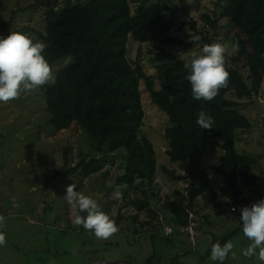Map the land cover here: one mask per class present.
<instances>
[{"label": "trees", "instance_id": "1", "mask_svg": "<svg viewBox=\"0 0 264 264\" xmlns=\"http://www.w3.org/2000/svg\"><path fill=\"white\" fill-rule=\"evenodd\" d=\"M45 1L33 0L30 6V9H45L44 31L35 34L37 41L48 44L44 55L51 66L68 60V64L56 72L55 81L39 91L49 116L48 123L56 132L75 125L88 136L95 151L90 159H83L72 168L64 165L54 175L72 177L78 174L83 178L97 175L103 168L101 159L123 149L125 166L116 180V187L127 190L137 181L147 184L149 194L135 189L134 199L124 200L123 206L132 207L137 213L145 211L146 220L139 224V229L152 227L153 232L148 237L152 244L159 240L156 235L165 225L171 226L172 235L165 236L163 243H170L175 236L182 235L180 230L189 226L190 215L194 214L199 199L215 210L222 209V200L231 207L248 205L242 186L254 184L258 177L243 169L259 168V162L238 154L235 149L238 135L251 129V124L237 108L242 107L240 102L261 95L264 0H227L223 7L220 17L235 31L230 43L238 42L239 51L226 60L230 72L228 87L221 89L212 101L193 99L191 85L185 79L190 72L184 67L186 62L176 59L159 65L151 76L142 65L135 62L132 66L127 58L129 38L138 44L159 42L179 46L181 51L201 41L211 45L212 38L204 35L194 43L173 38L170 35L173 24L165 17L166 3H153L146 8L139 5L132 12L131 4L136 0H77L75 5L58 14ZM179 1L184 15L189 18V7L184 0ZM202 21V29H211L214 35L220 28L217 20L207 15L202 16ZM189 22L195 31V23L192 19ZM141 81L151 103L168 118L163 134L167 144L165 155L177 165V170L166 167L160 170L171 181L186 185L178 203L171 208L172 217L164 223L149 200V195L155 196L152 189L157 166L153 145L143 131ZM201 111L213 118L212 129L197 125ZM205 139L222 142L219 147L223 156L214 167L215 174L222 177L217 192L211 187L208 175L201 170ZM113 202L116 204L118 200L114 198ZM133 223L138 224V221ZM79 228L85 230L82 226ZM234 234L231 232L221 238V245ZM210 251L200 257V264L205 263ZM178 260L175 257L171 264L179 263ZM145 264H164V257L153 251Z\"/></svg>", "mask_w": 264, "mask_h": 264}, {"label": "rangeland", "instance_id": "2", "mask_svg": "<svg viewBox=\"0 0 264 264\" xmlns=\"http://www.w3.org/2000/svg\"><path fill=\"white\" fill-rule=\"evenodd\" d=\"M47 6L58 14L69 9L77 0H46ZM227 0H184L189 7V18L179 0H136L131 4V11L141 5L146 8L153 3H166L165 17L173 24L170 35L173 38L194 43L200 35L211 37L213 43H230V36L235 32L220 16ZM33 0H0V36L11 32L30 34L37 41L36 33L44 31L43 7L30 9ZM207 15L217 20L219 29L203 30L202 16ZM195 23V31L190 22ZM9 25V26H7ZM207 32V34H205ZM205 44L197 43L186 51L179 46L164 45L159 42L138 44L131 38L127 44V58L132 66L137 62L147 73L154 76L159 65L172 63L176 59L189 62L193 51L201 53ZM231 51L226 60L233 57ZM68 60L54 63L55 74L68 64ZM155 86L158 88L156 78ZM141 105L144 111L143 131L148 136L154 149L156 173L152 189L155 196L149 195L152 208L158 212L163 223L172 217L171 208L179 201L186 185L168 179L161 167L177 170L165 151L166 140L163 136L168 124L167 116L151 103L145 91L143 81L139 82ZM232 98V97H231ZM237 111L247 118L251 129L241 132L235 143L238 154L246 155L259 162V168L244 167V171L257 175L254 184L242 186L243 197L250 206L264 199V81L261 95L245 100ZM44 99L39 93L22 94L10 103H0V215L6 218L0 231L6 233L7 245L0 247V264H145L153 251L163 255L164 264H171L177 257V264H200V257L205 256L215 240L235 232L228 240L234 243L236 258L231 256L224 264H261L253 258H245L241 249L250 243L244 237L240 216L231 212V205L222 200V209L215 210L202 200H198L192 214V232L175 236L170 243H163L165 236L171 237L172 228L165 225L157 233L156 243L152 244L149 235L152 227L139 229V224L146 220L145 211L137 213L132 207L124 208V200L134 199V190L147 191V184L137 181L133 188L120 190L123 193L118 203H114L116 180L124 170V150L102 158L103 168L97 175L83 178L55 176V172L64 165L72 168L83 159L95 155L94 145L88 136L75 125L67 130L56 132L48 123L49 116L44 110ZM219 139H205V152L201 161V170L209 178L214 191H218L222 177L214 172L223 153ZM55 176V177H53ZM49 181L45 184L46 181ZM70 184L76 190L96 199L101 210L116 221L120 231L109 240H99L90 231H80L73 223L76 214L63 197ZM126 197V198H124ZM245 207V206H244ZM243 208V207H242ZM137 220V223L133 221ZM169 224V223H168ZM138 231L134 233V231ZM173 238V237H172ZM171 238V239H172ZM214 243V244H216ZM130 261V262H131ZM204 264H219L205 258Z\"/></svg>", "mask_w": 264, "mask_h": 264}, {"label": "clouds", "instance_id": "3", "mask_svg": "<svg viewBox=\"0 0 264 264\" xmlns=\"http://www.w3.org/2000/svg\"><path fill=\"white\" fill-rule=\"evenodd\" d=\"M48 44L35 41L30 34L11 32L7 36H0V103H10L19 99L22 94L39 92L45 86L55 81L54 68L45 58ZM231 51H239L238 42L205 44L201 53L192 52L191 60L184 67L189 69L185 79L191 85L194 100L212 101L218 96L221 89L228 87L230 72L226 67V56ZM202 129H212L213 118L201 111L196 120ZM114 198L121 199L123 193L117 186ZM73 210L78 209L73 223L90 231L99 240H109L120 229L107 213L101 210L96 199L76 190L75 184L66 188L63 197ZM232 211H235L233 208ZM241 224L243 235L250 242L241 249L245 258H257L264 264V199L245 206L241 209ZM6 218L0 215V227L5 225ZM7 245L6 233L0 231V247ZM234 243L229 240L223 245L213 244L210 259L224 264L229 256L236 258Z\"/></svg>", "mask_w": 264, "mask_h": 264}, {"label": "built area", "instance_id": "4", "mask_svg": "<svg viewBox=\"0 0 264 264\" xmlns=\"http://www.w3.org/2000/svg\"><path fill=\"white\" fill-rule=\"evenodd\" d=\"M235 209V211H232V209ZM241 209L242 208H240V207H231V212H233V213H238L239 215H241ZM192 215H190V220H191V222H190V224H189V226L187 227V228H183V229H181L180 230V233L181 234H184V233H187V232H192V229H193V227H192V217H191Z\"/></svg>", "mask_w": 264, "mask_h": 264}, {"label": "water", "instance_id": "5", "mask_svg": "<svg viewBox=\"0 0 264 264\" xmlns=\"http://www.w3.org/2000/svg\"><path fill=\"white\" fill-rule=\"evenodd\" d=\"M123 264H132L130 261H121ZM100 264H109V263H100Z\"/></svg>", "mask_w": 264, "mask_h": 264}]
</instances>
